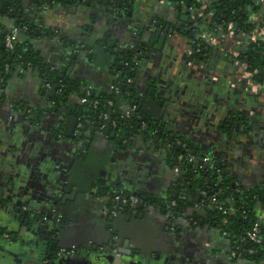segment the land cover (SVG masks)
I'll list each match as a JSON object with an SVG mask.
<instances>
[{
  "label": "crops",
  "instance_id": "obj_1",
  "mask_svg": "<svg viewBox=\"0 0 264 264\" xmlns=\"http://www.w3.org/2000/svg\"><path fill=\"white\" fill-rule=\"evenodd\" d=\"M5 1L10 3L7 10L2 9ZM219 1L201 0L204 7ZM89 3L53 5L35 13V0H0V25L12 28L14 6L27 5L34 32L30 36L20 31L18 43L34 52L44 67L66 76L70 70L68 77L97 95L112 92L121 79V61L111 54L133 49V42L155 32L158 23L163 31L170 25V40L161 51L151 47L145 53L150 59L139 66L136 62L127 79L140 104H150L142 110L171 135L188 140L201 158L222 165L241 187L264 188V84L254 92L232 54L245 48L247 38L234 31L214 37L201 29L196 37H207L215 51L207 60L195 61L192 40L199 26L194 15L178 13L168 0H137L124 12L105 0ZM151 42L157 43L154 37ZM20 73L9 77L0 99L1 201L12 189L15 207L30 208L36 216L43 214L41 218L56 208L64 222L60 244L83 253L95 247L93 264L103 254L129 260L133 250L145 253L152 264H264V259L234 257L229 237L196 206L202 214L199 220L192 217L194 209L174 221L159 209L112 216L109 197L117 191L158 202L176 195L177 176L167 149L146 144L142 136L123 138L119 145L101 129L83 138H77L82 131L66 136L68 114L83 105L84 98L74 93L59 112L49 110L48 104L55 107V102L40 72Z\"/></svg>",
  "mask_w": 264,
  "mask_h": 264
},
{
  "label": "trees",
  "instance_id": "obj_2",
  "mask_svg": "<svg viewBox=\"0 0 264 264\" xmlns=\"http://www.w3.org/2000/svg\"><path fill=\"white\" fill-rule=\"evenodd\" d=\"M40 1L43 2L42 5L46 8L53 5L64 7L67 4L78 3L77 0ZM106 1L113 2L114 0ZM168 1L175 6L178 13L185 12L189 16L194 15L195 17L194 20L199 26L195 29L196 34L194 33L192 40V54L195 61L202 58L203 61L207 60L215 51V47L207 41V37H196L197 32L200 33L201 29H204L209 32L210 36L220 37L229 34V26L233 24L237 28L234 30L233 27L232 31L243 34V37L247 38L246 46L239 51L240 57L238 59L240 62L248 64L250 72L257 70L258 74L255 75L254 80L262 85L264 84V41L257 40L253 42L249 38L252 31L264 27V3L262 0H220L208 7H204L201 0ZM199 13H203L204 16L199 17ZM18 17L17 15L14 22ZM218 26H222L223 29L221 31L216 30ZM13 27H17L21 31H24L26 27V34L30 36L34 32L30 20L17 21ZM12 28L0 25V99L4 96L3 92L9 77L18 74L21 72L20 70H22L20 74L33 70L39 71L43 77L46 92H48L47 85H50L51 88L58 85L59 89L52 99L58 107L65 105L67 103L65 99L68 100L74 93L81 95L82 98L87 97L84 84L60 72L44 67L34 52L25 48L24 45L17 42L14 51H9L5 46V38ZM197 50H200V52H197ZM136 62L135 54L124 55L123 68L118 72L121 79L115 84L119 87L118 93L112 91L97 95L92 90L91 95L87 97L88 101L73 110V114L80 119L83 125L81 129L83 135L90 130L97 131L103 125L107 126L108 120L111 119V131L123 136L128 141L142 136L145 138L146 144L152 143L156 148L163 147L167 149L171 163L174 167L178 166L181 171L175 181L174 191L176 195L167 202L149 200V203L144 200L142 195H137L143 201V205H152L156 209L166 210L174 220L186 216L188 210L192 209L195 210L192 214L193 219L199 220L202 214L196 207L202 206L201 210L207 213L208 218L213 220V224L229 237L232 251L241 252L242 256L254 260L264 259V248L261 245L242 241L245 232L255 224L260 225L261 235L264 239V221L261 218V214L264 215V188L247 190L241 186H236L235 182L227 175L224 167L215 163H210L200 170L201 156L199 153L194 152V146L184 137L173 136L168 133L162 123L148 118L142 110L134 89L127 83L130 72L135 71L137 68ZM122 87H126V90L123 91ZM59 90H62L61 94L58 93ZM95 102H97L96 106ZM109 102H112L113 106H109ZM121 105L136 107V111L128 119H123ZM143 123L147 124L146 129H143ZM85 128L86 131H84ZM155 131L157 133L152 135ZM177 139L193 150L196 158L194 162H188L187 159L177 160L178 155L183 153V149L176 145ZM216 168H223V170L217 173ZM203 191L206 192V196L201 195ZM216 194L217 196H215ZM173 201L176 205L168 209L167 205ZM218 205H224L226 214L218 209ZM231 208H234L235 211H230ZM126 211H129V209L122 212ZM173 218H170V220H173ZM250 249L256 250V253L248 254Z\"/></svg>",
  "mask_w": 264,
  "mask_h": 264
},
{
  "label": "flooded vegetation",
  "instance_id": "obj_3",
  "mask_svg": "<svg viewBox=\"0 0 264 264\" xmlns=\"http://www.w3.org/2000/svg\"><path fill=\"white\" fill-rule=\"evenodd\" d=\"M11 190L0 200V264H92L95 247H88V252L83 253L60 244L64 222L56 208L49 209L46 217L41 218L43 214L36 216L30 208L22 210L13 206L17 197ZM109 203L111 206L110 197ZM110 211L112 216H117L112 206ZM40 233L44 234L40 236ZM36 234L41 237L39 240L34 238Z\"/></svg>",
  "mask_w": 264,
  "mask_h": 264
},
{
  "label": "water",
  "instance_id": "obj_4",
  "mask_svg": "<svg viewBox=\"0 0 264 264\" xmlns=\"http://www.w3.org/2000/svg\"><path fill=\"white\" fill-rule=\"evenodd\" d=\"M89 1L90 0H77V2L79 4H83L84 2L90 4ZM106 2H108V1H106ZM9 4H10L9 1L3 2V5H2L3 8L2 9L7 10L8 7L10 6ZM42 4H43L42 1L35 0V4L33 5V8H34V12L35 13L41 12L42 10H46V9H43L44 6ZM112 4L115 7H118L122 11L126 7L131 8L132 5L136 6L137 5V0H114L112 2ZM58 7H62V6L59 5ZM22 8H23L22 5H15L14 6V9L12 11V13H13L12 14V18L15 19L16 16L18 15L19 17H18V19H16V22L17 21H20V20H22V22H25L26 20H30V24L33 25L34 23H33V20L32 19H34V17L32 15H30V10H29L30 8L27 5H25L23 9ZM122 12H124V11H122ZM128 15L131 16L130 13H128ZM181 18L184 19L183 17H181ZM156 26H157V30L155 32L148 31L144 35V37H142L139 41L133 42V44H132V45H134L132 47L133 49H130L131 47H129L126 50H116L114 52V55L111 54V56H113L112 59L114 61H116V60L121 61V63L118 64V69H122L123 68V64L122 63L124 62V55H126V54H135V57L137 59V65L139 66V65H143V60L144 59H150V56H146L145 57V53L148 52V50H150L151 47L154 48V50H159V51L162 50V47H163L165 41H169L170 40V36L173 35L174 29L170 25H168L166 27L165 31H163V26L160 23H158ZM236 28H237V26H234V30H236ZM176 31L179 32L180 29L177 28ZM163 33H165V34H163ZM153 37L157 41L156 44H152V42H151L152 39H153ZM112 48H114V47H112ZM82 50H83V53L86 54V56H90L91 57V55L89 53V50H87L86 48H82ZM101 50H103V48H101ZM201 61H203V58L201 59ZM69 72H70V70H69ZM69 72L67 73L68 76H69ZM61 74L66 75V73H64V72H61ZM173 88H176V87L173 86ZM58 89H59V86L58 85L52 87L48 91V97L50 99H53V97L55 96L56 91ZM122 90L123 91L126 90V87H122ZM139 98L137 97V99H139ZM150 99H152V98H150ZM65 101H68V100L65 99ZM142 102L143 103H142L141 106H144L143 107L144 109L146 108V106L148 107L150 105V104L149 105H146V104L144 105V103H146L145 100H143ZM48 105H49L48 106V109L49 110L52 108V110H54L56 112H59V110H60L59 108L60 107H58L56 105H55V107H53L51 103L48 104ZM72 111H70V113L68 114L69 116L67 118L66 127H65V135L68 136V137H70V138L75 137V135L73 133H74V131H76V128H77V125H78V122H79V118H77L73 114ZM101 130H99V132ZM84 131H86V128L84 129ZM104 135H105V137H109L111 140H119V142H118L119 145L122 144V141H123V138H124L121 135H117L114 131H111V119L108 120L107 129L105 130V134ZM84 136L85 135H83V133H80L79 136H77V138H83ZM195 152H197V149L196 148H195ZM218 165L220 166V164H218ZM133 195H137V194L135 193ZM144 200L147 203L149 202V198L148 197H145ZM151 209L156 210V207H154V206L146 207L145 205L142 204V205H139L136 208L135 211H142V210H146V211L148 210V211H150ZM133 210L134 209L129 210V211L133 212ZM164 214H165V212H164ZM140 216L142 217L143 215H140ZM133 217H136V215H134ZM261 218L264 221V215L263 214H262V217ZM170 224L171 223H169V225ZM118 253H122V252L121 251H118ZM127 255L129 257V260L122 259V258L116 256L115 253L113 254L112 257L109 256V255L103 254V256H98V258L96 259V262L95 263L96 264H152V262H147L146 261L145 253H141V251H139V250H133L130 253H128Z\"/></svg>",
  "mask_w": 264,
  "mask_h": 264
},
{
  "label": "built area",
  "instance_id": "obj_5",
  "mask_svg": "<svg viewBox=\"0 0 264 264\" xmlns=\"http://www.w3.org/2000/svg\"><path fill=\"white\" fill-rule=\"evenodd\" d=\"M43 9H46V7L44 6ZM203 14H200L199 17H202ZM234 25L230 24L229 26V30L232 31ZM26 27L24 28V31H26ZM222 26H218L216 30H222ZM20 29L17 27H13L9 33L7 34L6 38H5V46L9 51H14L15 46L18 42V38H19V34H20ZM249 38L251 41L255 42L257 40H262L264 41V28H260V29H256L254 31H252L249 34ZM197 52H200V50H197ZM193 53V52H192ZM234 56L239 58L240 54L239 53H234ZM241 66L244 70L243 73V78L250 84L251 88L253 89V91L257 92L259 90L262 89V84L258 83L257 81L254 80L255 75L258 74L257 70L250 72L248 70V64L246 62H241ZM22 72V70H20ZM48 90L51 89L50 85L46 86ZM119 87L118 86H114L113 87V91L118 93ZM2 92V91H1ZM59 94L62 93V90L58 91ZM92 93L91 88H86V95L87 97L90 96ZM87 97L84 98V102L86 103L88 101ZM97 105V102H95V106ZM109 106H113L112 102H109L108 104ZM121 111H122V118L123 119H128L135 111H136V107H121ZM83 125L79 119L78 125H77V130L76 133L77 135L81 132ZM143 129L147 128V124L143 123L142 125ZM102 131H105L107 129L106 125L102 126ZM157 133V131L153 132L152 135H155ZM176 145H178L179 147H181V149H183V153L179 154L177 157V160L181 161L184 159H187L188 162H194L196 160L195 158V154L193 153V150L190 149L188 147L187 144L183 143L181 140L176 141ZM170 147V145H168ZM210 163H212L210 157L206 156V157H202L201 158V163L199 165V169L202 170L204 167L208 166ZM223 168H216V172L220 173L222 172ZM174 171H175V175L178 177L180 175V168L178 166L174 167ZM236 186L240 187V184L236 183ZM112 196H110V200H111V206L113 207V213L118 215L120 212H122L125 209H134L136 207H138L139 205L144 204L143 201L136 195H130V194H126L123 191H117L114 192L113 194H111ZM202 196H206V192H201ZM217 196V194L215 195ZM216 203V202H215ZM176 203L173 201L171 202L167 208L170 209L172 206H175ZM198 207V206H197ZM202 207V206H201ZM199 207V208H201ZM218 209L222 212H224V214H226L224 205H218ZM230 211H235L234 208H231ZM169 219L173 218L171 217L170 214H168ZM174 220V218H173ZM172 221V219L170 220ZM262 229L260 227L259 224H255L251 229H248L245 232L244 237L242 238L243 242L249 241L252 243H255L257 245H261L264 248V239L262 238ZM256 253V250L250 249L248 251V254L252 255ZM232 255L234 257H241L242 253L241 252H236V251H232Z\"/></svg>",
  "mask_w": 264,
  "mask_h": 264
},
{
  "label": "rangeland",
  "instance_id": "obj_6",
  "mask_svg": "<svg viewBox=\"0 0 264 264\" xmlns=\"http://www.w3.org/2000/svg\"><path fill=\"white\" fill-rule=\"evenodd\" d=\"M174 7H175V6H174ZM200 14H203V13H199V15H200ZM203 16H204V14H203ZM203 16H202V17H203ZM229 32L231 33V35H233V34L235 33V32L233 33V31H230V30H229ZM211 41H213V43H215V42H214L215 39H211ZM235 53H238V51H236ZM262 87H263V85H262ZM194 152H195V150H194ZM195 153H197V152H195ZM235 184H236V183H235Z\"/></svg>",
  "mask_w": 264,
  "mask_h": 264
}]
</instances>
